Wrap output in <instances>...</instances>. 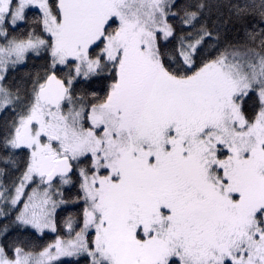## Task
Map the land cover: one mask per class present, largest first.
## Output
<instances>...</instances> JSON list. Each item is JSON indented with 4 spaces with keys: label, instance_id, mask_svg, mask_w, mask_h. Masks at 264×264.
<instances>
[{
    "label": "snow or ice",
    "instance_id": "obj_1",
    "mask_svg": "<svg viewBox=\"0 0 264 264\" xmlns=\"http://www.w3.org/2000/svg\"><path fill=\"white\" fill-rule=\"evenodd\" d=\"M0 264H264V0H0Z\"/></svg>",
    "mask_w": 264,
    "mask_h": 264
}]
</instances>
